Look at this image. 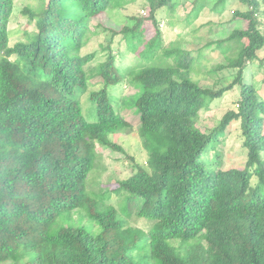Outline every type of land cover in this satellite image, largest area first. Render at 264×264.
I'll list each match as a JSON object with an SVG mask.
<instances>
[{"label": "trees", "instance_id": "1", "mask_svg": "<svg viewBox=\"0 0 264 264\" xmlns=\"http://www.w3.org/2000/svg\"><path fill=\"white\" fill-rule=\"evenodd\" d=\"M13 1L0 0V264H264V100L244 73L252 65L264 71V0H237L246 9L233 11V18L245 26L205 44L221 47L224 64L215 69L233 77L212 87L193 77L200 50L194 58L179 45L163 47L158 15L185 0H144L148 17H130L112 33L138 37L139 61L124 68L110 44L93 67L87 65L96 54L81 50L91 19L135 0H45L39 12L22 9L33 30L9 46ZM226 2L212 0L210 11L219 16ZM206 6L207 0H194L186 23ZM146 22L154 28L148 40ZM95 78L102 86L89 92L83 112L80 96ZM123 84L134 93L118 105L110 92ZM234 87L237 110L202 133L195 126L199 112ZM125 107L138 117L146 168L133 164L131 175L97 205L85 179L100 167L96 144L126 155L110 137L130 126L120 115ZM233 121H239L246 161L242 169L223 170L210 152ZM110 194L132 198L135 215L151 228L128 226L130 213L120 218L105 203ZM77 209L97 233L50 232L59 216Z\"/></svg>", "mask_w": 264, "mask_h": 264}, {"label": "rangeland", "instance_id": "2", "mask_svg": "<svg viewBox=\"0 0 264 264\" xmlns=\"http://www.w3.org/2000/svg\"><path fill=\"white\" fill-rule=\"evenodd\" d=\"M193 1L185 0L186 3L176 7L174 12L163 11L162 14L158 15V28L162 35L163 47L170 48L179 45L184 50L190 52L194 58L197 55V51L200 50L199 65L196 66L193 74L194 79L202 87H212L217 81L222 85H227L233 77L225 71L215 69L216 66L224 64L221 47L217 48L213 45L208 46L205 44L223 39L232 30L244 27L245 22L233 18L232 12L245 10L246 7L237 0H227L225 10L217 16L210 11L212 0H207V6L199 18L193 23L188 24L185 19ZM13 3L14 10L8 25L9 46H13V44L23 39L24 30H33V25H29L27 19L23 16L22 9L29 8L34 12H39L43 9L45 0H14ZM262 9H264V5H262ZM148 14L145 1L135 0L121 7L108 8L106 12L91 19L89 23L90 33L86 45L81 50V54L95 53L96 57L87 66L93 67L105 60L106 54L103 48L108 44H110L111 50L116 54L117 66L123 68L129 67L139 61H136L133 52L134 44H136L138 37L128 34L122 38V35H112V33L120 31L123 26L128 24L130 17L142 16L143 18H147ZM144 29L145 40H148L154 35V28L151 26V23L146 22ZM244 73L247 81L254 80L257 93H260L264 100V83H261L264 71L256 65H252L247 67ZM101 86V81L98 78L89 81L87 91L80 96L83 112H86L90 107L88 102L89 92L97 91ZM133 93L134 91L125 84L111 89L110 92L114 103L118 105L122 104L123 98ZM238 99L239 90L237 87H234L230 92L224 94L222 98L214 100L207 111H200L195 126L202 133H207L209 130L215 128L226 112L237 110ZM90 115L92 113H86L87 119H91ZM120 115L130 126L112 133L110 137L112 141L123 148L126 155L96 144L94 149L95 159L100 164V167H94L85 179V192L97 205L100 202V195L106 194L117 187L116 181L118 179H126L131 175L134 167L133 164L146 168L148 155L143 149L141 140L137 134L139 127L138 117L131 109H127L126 107L120 110ZM241 144L242 137L239 121H233L223 135L217 138L210 156L217 154V158L221 163L220 167L223 170L229 168L242 169L246 161V150ZM125 156L131 157L132 160L127 159ZM254 183L255 178L253 177L251 185ZM123 200V196L110 194L109 199L105 203L114 207L120 218L124 219L125 215L130 213L126 218L127 225L147 232L151 228L152 223L140 219L135 215L136 204L132 198L125 202ZM62 227L83 228L85 231L92 233L99 231L96 223L85 214L83 209L63 213L52 226L50 232L55 233ZM23 263L21 261L18 264ZM4 264L15 263L7 262Z\"/></svg>", "mask_w": 264, "mask_h": 264}]
</instances>
